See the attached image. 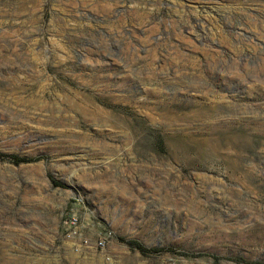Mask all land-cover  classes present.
<instances>
[{"label": "rangeland", "instance_id": "374dc122", "mask_svg": "<svg viewBox=\"0 0 264 264\" xmlns=\"http://www.w3.org/2000/svg\"><path fill=\"white\" fill-rule=\"evenodd\" d=\"M0 264H264V0H0Z\"/></svg>", "mask_w": 264, "mask_h": 264}, {"label": "bare ground", "instance_id": "6f19581e", "mask_svg": "<svg viewBox=\"0 0 264 264\" xmlns=\"http://www.w3.org/2000/svg\"><path fill=\"white\" fill-rule=\"evenodd\" d=\"M204 103L206 104V101H205ZM202 104H203V102H202ZM204 112H205V111H204ZM207 113H208V112H207ZM213 115H214V114H213ZM208 116H209V115H208ZM206 117H207V116H206ZM231 156H236V158L233 159V160H230L231 165H229V163H228L227 168H230V167H234V168H235V167H237L238 165L242 164V163H241V160H242L243 158L241 159L237 153H236V155H229V154L221 155L220 158H221V161H222V162L224 161V163H225V162H227V161L229 160V158H231ZM242 157H243V156H242ZM215 158H216V157H215ZM207 160H208V159H207ZM242 162H243V161H242ZM253 164H254V163H252L251 165H248V170H246V171H249V172L255 171L256 169L254 170V167H255L257 164H256L255 166H254ZM244 166H245V165H244ZM227 168H226V169H227ZM255 168H257V167H255ZM258 169H259V168H258ZM243 171H244V170H243ZM227 172H228V169H227ZM249 172H248V173H249ZM255 172H256V171H255ZM255 172H252V175H253V173H255ZM248 173H247V175H248ZM234 177H235V176H234ZM234 177H233V178H234ZM202 178H206V179L209 180V178H208V177H205V176L202 177ZM221 179H222V178H221ZM221 179H220V180H221ZM235 179H236V178H235ZM248 179H249V178H248ZM211 180H213V179H211ZM223 180H224V179H223ZM237 180H238V178H237ZM237 180H236V181H237ZM239 180H240V179H239ZM246 180H247V179H246ZM211 182H212V181H211ZM213 182H214V181H213ZM213 185H214V184H213ZM243 185H244V184H243ZM215 186H216V185H215ZM209 187H210V186H209ZM211 187H212V186H211ZM213 188H214V187H213ZM213 188H212V189H213ZM209 191L212 192V190H209ZM198 192H199V191H198ZM213 193H214V192H213ZM216 193H218V192L216 191ZM191 194H192V193H191ZM227 195H228V194H227ZM206 196H207V195H206ZM211 196H212V194H211ZM208 217H209V216H208ZM196 224H197L196 221H192V222L190 223V227L193 228ZM217 224H218V223H217ZM221 224H222V223H221ZM191 228H190V229H191ZM191 230H192V229H191Z\"/></svg>", "mask_w": 264, "mask_h": 264}, {"label": "built area", "instance_id": "2783aa9c", "mask_svg": "<svg viewBox=\"0 0 264 264\" xmlns=\"http://www.w3.org/2000/svg\"><path fill=\"white\" fill-rule=\"evenodd\" d=\"M68 224H69V232H68V236L69 237H73V236H76L78 234V229H77V219L76 218H70L69 220L66 221ZM106 239H107V236L104 237V238H101L98 242H97V245L99 246H105L106 244ZM81 244L88 247L90 246V241L88 239H83L81 241Z\"/></svg>", "mask_w": 264, "mask_h": 264}, {"label": "trees", "instance_id": "16d2710c", "mask_svg": "<svg viewBox=\"0 0 264 264\" xmlns=\"http://www.w3.org/2000/svg\"><path fill=\"white\" fill-rule=\"evenodd\" d=\"M11 158H12L13 162L16 164L21 163V162H30L33 160L32 158L20 157L18 155H12ZM52 181L56 185H62V183L60 181H57L56 179L52 178ZM131 244H134L135 246L139 247L141 250H145V247L136 241L131 242Z\"/></svg>", "mask_w": 264, "mask_h": 264}]
</instances>
